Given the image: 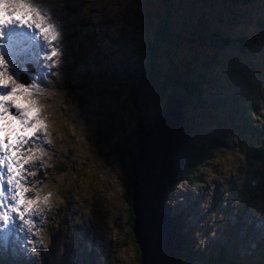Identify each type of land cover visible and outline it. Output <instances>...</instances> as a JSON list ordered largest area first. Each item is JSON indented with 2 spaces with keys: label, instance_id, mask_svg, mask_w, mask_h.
<instances>
[{
  "label": "rangeland",
  "instance_id": "374dc122",
  "mask_svg": "<svg viewBox=\"0 0 264 264\" xmlns=\"http://www.w3.org/2000/svg\"><path fill=\"white\" fill-rule=\"evenodd\" d=\"M158 1H162L164 6H158ZM142 2L144 3V0H138L133 5H129L128 8L145 7ZM233 3V0H199V3L195 0H154V5L144 10V12H148L149 9V14L146 15L150 16L149 19L145 16L130 17L128 12L123 14V18L130 22L129 27L119 19V15L115 17L112 14L113 9L111 8L110 11H102L97 15V19L94 17V12L89 17L86 14L80 15L79 12H76L73 18L84 19L86 22L85 30L89 34L90 42L86 46L88 60L79 61L72 70H67L66 66L74 61L75 51L79 48L81 41L73 33L74 29L66 28L65 22H63L62 42L65 46L63 66L59 71V76L50 85L63 86L61 91L66 93L64 81L68 78L69 83L74 86L71 87L73 89L71 94L76 99L74 100L75 104L79 105V98H84L87 101V104L82 103L84 107L79 109L73 103L71 95L66 93L64 107L61 108V111L69 116L67 117L69 131L79 132L73 141V146L75 151L80 150V153H83L84 157L80 158L79 167L83 166V169L85 167V171L71 175L67 180L66 187L63 185L62 175L53 181L44 178V181L55 193L56 199L62 200L64 196L70 202V221L82 220L89 229L90 224L93 225L100 219H105L103 224L105 236L111 240V243H115V247L114 243L111 247V255L115 260L114 264H138L134 237L131 231L133 222L131 224L128 211L129 203L126 200L129 180L131 179L132 161L128 155L124 156L120 151L113 154L111 152L115 147L126 146L130 139L135 142L133 134L139 120L133 107L135 106L134 96L129 93L128 79L135 78V71H140L144 64V60L141 59L140 46L144 43L145 38L151 37L153 34L152 31H143L141 28L157 26L156 21H152V16L158 19H165L166 17L168 20L166 24L167 26L171 25V31L174 29L178 31L176 37L177 41L180 42V49L182 48L184 51L189 49L190 58L194 60L183 57L176 59L178 63L183 64L185 71L193 77L192 85H194V91L188 101L189 107L185 110L184 115L185 122L187 121L190 125L191 133L183 143H180L179 148H183L188 153L194 145H203L207 147L208 151L210 150L211 154V158L207 162L194 169L195 172H199L197 183H180L177 187L178 191L176 190L170 199V205H167L166 199L165 207L171 214H177L178 217H181L177 219L179 227H181V221L185 225L189 224L188 230L186 227L184 228V233H197V240L193 246L188 241L186 243L191 257V246L195 250L199 249L203 256L210 255L215 260L221 252H225L228 248L238 253L241 261L239 264L252 262L247 256L256 246L253 245V241H250L248 246L244 245L243 233H241L244 229L241 223L238 224V229L234 234L229 230L230 223L236 221L238 210L236 198H230L229 193L225 192V187L231 177L238 176L240 178V175L237 174L239 161L233 155L229 145L236 147L242 140L251 138L256 131L255 124L250 119H242L229 121L227 126L222 123L223 120L219 116V122L215 124L220 125V127L209 132L208 121L204 117L205 110L215 113L220 111L225 114L230 107L224 102L228 95L229 78L224 74L223 85L217 88L215 81L203 73L204 69L205 72L210 70L209 65L203 61V49L205 47L219 50L220 66L216 65L214 69L217 79L220 80L223 71L230 70V79L233 84L239 87L240 94L250 99L253 97L256 103L260 102L264 105V71H259L251 60L244 61L243 56L237 59H226L231 40L235 36L230 35L229 41H221L232 30L229 28L228 32L220 24L231 21V17L234 23L238 22L239 15L233 13L230 14L231 17L229 15V9ZM76 5V0L70 2V6L75 7ZM172 5L175 8H172ZM203 6L207 7V14L202 10ZM217 12H222V15H219V17L223 16L222 21L216 15ZM242 19L243 27L232 29L238 36L249 35L248 49H256L258 45H263L264 10L242 14ZM118 31L120 35L125 37L116 40ZM75 40L77 41L76 45L73 44ZM131 41L132 44L129 48ZM167 43L169 51L176 49L175 42ZM163 47L166 49V43L163 44ZM231 51L232 49L229 50V52ZM249 54L252 53L249 52ZM124 56L129 57L134 62V66L131 63H126ZM194 56L196 57L194 58ZM197 56L198 61H196ZM240 60H243L242 64ZM88 61L90 62L89 65H87ZM167 67L169 66H165V68ZM97 72L100 73L101 79H97ZM197 74L198 78L194 79ZM253 79L258 80V82L253 84ZM95 83H101L99 88L103 95ZM82 85L84 87H81ZM93 89L95 90L92 91ZM146 96L149 94H144V99ZM236 104L239 107L235 106L228 113L229 117L241 113L240 109L243 103ZM87 109L91 110L89 115L85 112ZM97 110L98 112L101 111L103 115L100 116L96 112ZM82 113L88 115L87 121L83 124ZM99 123L101 124L99 130L101 134L98 136L94 134V137H91L88 132ZM200 125L202 129L199 127ZM226 133H228L229 144L223 146L219 137L224 136L225 138ZM89 137L91 141H89ZM93 138L94 143L92 142ZM69 140L72 141L73 137L70 136ZM229 161L233 162V168L228 167ZM59 167L61 165H56L54 168ZM192 171L193 169L189 168L187 175L190 176ZM78 174L79 176L74 178ZM203 174L206 179H203ZM212 181L216 182L212 183ZM98 210L103 213L102 218L98 217ZM91 212H94L96 220L93 214L89 215ZM255 216L260 215L255 213ZM250 218L251 215L246 213L242 220L247 223ZM114 233L115 240L113 241ZM225 238L229 241L227 242ZM87 241L86 247H88ZM247 242L248 240H246ZM58 245L59 243L54 244L50 251L45 247L44 253L50 252L51 255L60 259L58 258L60 252L55 251ZM261 245L264 247L263 241ZM259 251L255 252V255ZM97 264L100 263L97 262ZM193 264H198V261L194 260Z\"/></svg>",
  "mask_w": 264,
  "mask_h": 264
},
{
  "label": "clouds",
  "instance_id": "9594fccd",
  "mask_svg": "<svg viewBox=\"0 0 264 264\" xmlns=\"http://www.w3.org/2000/svg\"><path fill=\"white\" fill-rule=\"evenodd\" d=\"M76 1H77V5H84L88 9L87 17H89V15L92 12H94L95 13L94 17H95V19H97V15H99L102 11H105V10L110 11V8H111V9H113L112 14L115 17H116V15L117 16L119 15V19L121 21H123L124 23L130 24V22L126 21L123 18V14L128 12V14L130 16V11L132 9H129L128 6L133 5V3H130L131 0H126V1L125 0H97L96 2H95V0H90L88 2H87V0H76ZM254 1H260L259 5L260 4L264 5V0H249L246 2V5H249ZM71 3H72V1H71ZM98 4H100V6H98ZM157 5L158 6H164L162 1H160V3L157 2ZM113 7H115V8H113ZM172 8H175V6L172 5ZM135 9H137V8H135ZM243 12H244V10H242V13ZM242 20L243 19L238 20L237 26H234L235 29L243 27ZM85 26H86L85 21L83 18H81L79 20L78 24L76 25V28L73 31V33L80 38L81 42H80L79 48L75 51L74 61L71 64L66 66L67 70H72L74 65L77 64L79 61L85 62L86 60H88V57L86 54V46L90 42V37H89V34L85 30ZM227 26H228V28H231V30H232L230 32V35L235 36V38H233V39L239 40V37H241V36H238V34L232 29L233 28L232 25L229 23V24H227ZM123 32H124V30H123ZM120 37H125V36L120 35L119 31H118L116 33V40H118ZM73 44L76 45L77 41L75 40L73 42ZM131 44H132V41L129 43V48H130ZM145 48H146V44L144 42L140 46L141 55H143V56H145ZM233 48H234L233 45H230L229 50L233 49ZM64 49H65V46L63 43H62V45H59V51H58L57 56L52 57L53 61H56V63L52 64V67L47 68V75L49 77H52L51 78L52 82L59 76V71L63 66ZM229 50H228L227 54L230 53ZM123 58H124V61L126 63H131L134 66V62L131 61L129 59V57L124 56ZM216 60H217V63H215V67H216V65L220 66V62H221L220 58L216 59ZM89 64H90V62L88 61L87 65H89ZM215 67L213 69H211L214 73V77L211 79L215 81L217 88H219V87H221L222 74L220 75L221 76L220 80L217 79V75L214 72ZM228 71L229 70H227L225 72L223 71V73L229 78V81H231ZM203 73H204V75H206L204 70H203ZM96 76H97V79H101L100 73L97 72ZM255 80L256 79H253V81H255ZM90 83H92V82H90ZM90 83H88V84H90ZM95 85L98 88V90L101 92V94L103 95L102 91L99 88L101 83H95ZM71 87H74L73 84L69 83L68 78H66L64 81V88L67 91L66 93L71 95L73 103L75 104L74 100H76V99L74 98V95L71 94V91L73 90ZM81 87H84V86L82 85ZM49 89H50V94L46 98V105L42 106V108L39 109L38 116L36 118H33L32 123H35L37 119L43 121L44 127L41 128V133H43L45 136V134H48L50 132L51 133L54 132V135H52L46 139L50 143L37 145V146L33 147L32 149H30L29 151H25V150L21 149L17 153V155L22 157L23 159H28V157L30 155L32 156V159L29 160V163L24 165V169L26 170V172L29 173L30 170L42 169V168L46 171H49V168L47 166L51 163V162L46 163V166L45 165L42 166V164H39V160L34 158L35 157L34 149L38 150L41 153V155H46L47 153H49V155H48L49 157L47 156L49 160L52 159L53 161H55V163L57 165H62L61 167H59L60 168V174L56 179H58L62 175L63 176V185H64V187H66L67 186V180L71 177V175L76 174L77 172H79V174H80L81 172L85 171V167H84V169H83V166L79 167L80 158H82L84 156H83V153H80V150L75 151V147L73 146V141L79 135V132L69 131V127L67 126V124H68L67 117H69V116L66 113H63L61 111V108L64 107V99H65V95H66V93H63L61 91L63 89V86H59V87L57 86L56 87L53 85H49ZM94 90L95 89H93L92 91H94ZM183 90L186 93V104H187L188 101L190 100V93L187 89V86ZM246 99H247V102L242 105V108L240 109L241 113L239 115H233L231 117L228 116V113L230 111H232V109L235 106L239 107V105H237L232 99H230V100H224L225 104L231 107V108L229 107L226 110L225 114H222L220 111H218L217 113L212 112L211 113V119L210 120L206 119V120L208 121V126L212 123H216L215 119L219 120V116H221V118L223 120L222 123H225L227 126H228L229 121H232V120H239L240 121L242 119L243 120L244 119H250L255 124L256 131L253 133L251 138H247V139H249V141L244 139L241 142H239L236 147H231V145H229V148L233 152V155L239 161V166L237 167V174L240 175L242 173V176L248 180L250 188L248 189V191H245L244 188L242 187L241 179L238 176H235V177H231V179L228 181V184L225 187V192L229 193L228 196L230 198L235 197L237 200V206L236 207H237L238 211L236 214V221L233 223H230V225H229L230 232L234 234V232L238 229V224L241 223V226L244 229L241 231V233H243L242 238L244 239V245L248 246L250 244V241H253V245L256 246V248L254 250H251L247 256V258H249L252 261V262H250V264H258V263L264 264V253H262V251H261L260 254L257 253V255H255V252L259 251L260 248L262 250H264V247H262V245H261L262 241L264 242V234H262V233H264V231L260 230L259 235H253L254 238H252L251 234L250 235L248 234V231H249L248 228L251 227V221H250L251 218L249 219V221L247 223H245L242 220L243 217L245 216V214H242L240 212V210H243L244 212H248L252 207V203L254 204V202H252L251 200H255V198L258 196H259L258 197V199H259L261 196L264 195V189H263V185H264V148L258 147V145L260 143H262V137H263V132H264L263 106H262V103H260V102L256 103L254 101L253 97L251 99L246 97ZM78 101H79V105L75 104V106L78 107L79 109L84 107L82 103L87 104V101L84 98H81V99L79 98ZM160 107L161 106L159 105V108ZM185 107H186V105H185ZM85 112L89 115L91 110L87 109V111H85ZM96 112L98 114H100V116L103 115V113L101 111L98 112V110H97ZM87 114L82 113V124H83V122L87 121V116H88ZM139 114H137L138 120H139ZM184 114H185V108H184ZM252 117H255V118H252ZM87 123L89 124L90 122H87ZM100 126H101V124L99 123L93 130L88 132V134L91 137H94L93 136L94 134L96 136H98L100 134L99 133L100 132L99 131ZM189 126L190 125L186 121L184 124V129L186 127V129L188 130ZM82 127H83V125H82ZM199 127L201 128V125ZM219 127H220V125H217V129ZM137 128H138V126L135 128V131L137 130ZM208 128H209L208 131L210 132L211 131L210 127H208ZM70 136L73 137L72 141L69 140ZM187 137H188V132H185V138H187ZM219 139L221 140L220 141L221 145L224 146V145L229 144L228 143V133L225 134V138H224V136H220ZM89 141H91V138ZM94 141L95 140L93 138L92 142L94 143ZM134 145H135V153L133 151L132 156L130 157L132 162H133V160L136 156V153H137V147H136L135 142H134ZM195 148H202L208 152L207 147H205L203 145H195ZM182 151H184V150H182ZM194 151H196V150H193L192 152H194ZM184 153H186V152L184 151ZM209 153H210V150H209ZM180 154H181V148L178 147L177 156H176V159H177L176 169L174 172V176H173L171 186H170L169 191L167 193V196L165 198V201L167 199V205H170V199L174 196L178 185L182 182L188 183V180H189L187 177V178H183V180L178 182V183L176 182L175 175L177 173V168H179ZM210 158H211V156L209 157V159ZM247 158L253 160L254 163L258 164L260 167V171L258 173L259 186L254 185V179L252 177L250 169L247 166ZM207 161H204V162H207ZM21 162H22V160H21ZM37 165H39V167ZM41 166H42V168H41ZM228 167L229 168L234 167V164L232 161H229ZM130 173H131V179L129 180V183H130V187H131V181L133 179L132 169H131ZM79 174L76 175L74 178H77L79 176ZM186 176H188V175L186 174ZM38 177H40L42 182L37 187L40 188L41 190L46 191V193L43 197V200H45V197L48 198L47 202H46L47 206L56 208V207H60L62 205L70 203L69 201H67L66 197H64V196L62 197V200L56 199L55 194L53 197V194L51 193L53 191L51 190V188H49V186L47 185V182L44 181V178L48 179L49 181H53L56 179L47 177L42 170L38 174ZM189 178H190V176H189ZM203 179H206L204 174H203ZM215 182L216 181H212V183H215ZM128 191H129V188H128ZM165 201H164V205H165ZM131 207L133 208V193H131ZM165 209L168 212V214L170 215V217L173 219V221L175 222L176 231H178L181 234V236L183 237V246H182V250H181V253L179 256V264H180V260L182 258L183 253H184V249L186 250L187 241L193 246L195 244V241L197 240V236H196L197 233H195V232H193V233L185 232L184 233V230H185L184 228L186 227L188 230L189 224L187 223L185 225L184 222L181 221L180 222L181 227H179V223H178L177 219L181 218V217H178L177 214L176 215L171 214L166 207H165ZM128 211H130V208ZM256 214H259V213L256 212ZM98 215H99L98 216L99 218H102L104 216L100 210H98ZM129 216H130V212H129ZM95 220H96V218H95ZM104 221H105V219H100L99 222H96L97 225L93 224V226H90L89 229L87 228V236H88V238H90V240H88L87 250L84 253H82L80 255V257H78L75 261L68 262V263H64L62 260H60L59 262H57V264H97V262H99L100 264H107V263L114 264L115 260L112 258V255H111L112 254L111 247H112L114 242L111 243V240L107 239L105 236V229L103 228ZM51 228L53 231L57 232V228L55 226H52ZM131 231L133 233V225L131 226ZM194 235H195V237H194ZM114 236H115V233L112 236L113 241L115 240ZM132 236L134 237V235H132ZM225 239L227 242L229 241L227 238H225ZM246 240H248L247 243H246ZM134 242H135L134 245H135V249H136L138 244L135 240V237H134ZM14 246H15L14 243L10 244V251H8V249L5 248L6 256L4 254V250L2 251V249L0 247V264H7L9 258L11 257V254L13 252ZM192 246H191L192 257H191V260H189L188 264H193L194 260H197L198 264H203L202 259L206 260V259L214 258L210 255L203 256L202 253L199 251V249L195 250L194 247H192ZM114 247H115V243H114ZM136 256H137L138 264H142L141 251H140L139 246H138V250L136 251ZM222 257H224V258H222ZM37 258H38V256H37ZM217 259L220 262L218 264H221V263L222 264H239L241 262L238 253H236L233 249H228V248L226 249L225 252L224 251L221 252V254L217 257ZM222 261H224V263ZM18 264H29V263L27 261H24L23 259H21L19 257V263ZM40 264H43V263H40Z\"/></svg>",
  "mask_w": 264,
  "mask_h": 264
},
{
  "label": "snow or ice",
  "instance_id": "6c2138e0",
  "mask_svg": "<svg viewBox=\"0 0 264 264\" xmlns=\"http://www.w3.org/2000/svg\"><path fill=\"white\" fill-rule=\"evenodd\" d=\"M19 7L22 11L9 12L3 0H0V77L8 71L7 66L10 64L18 79L20 72L17 69V60L25 57V65L32 63L33 47L37 44L41 45V52L37 54L39 60L46 66L49 61L56 63L52 57H56L59 51L57 41L60 32L57 20L45 16L41 11L43 8L51 12L47 0H32L27 4L21 0ZM33 14L42 22L47 19V26L34 23ZM33 28L38 31H32ZM46 33L49 36L43 35ZM24 71L27 72L26 67ZM11 80V76L7 79L0 78V209H3L0 212V229H23L30 223L34 224L33 217L39 218L43 209L35 207L37 200L25 199L27 189L21 184V180L31 183L30 178L24 174V165L29 163L32 156L23 159L17 153L21 149L29 151L37 145L50 142L41 133L43 121L37 119L32 123L33 118L38 116L39 109L23 102L22 96L18 95H33L30 87L23 84L9 87ZM47 199L45 197V202ZM17 221L20 223L17 224Z\"/></svg>",
  "mask_w": 264,
  "mask_h": 264
},
{
  "label": "water",
  "instance_id": "95a60500",
  "mask_svg": "<svg viewBox=\"0 0 264 264\" xmlns=\"http://www.w3.org/2000/svg\"><path fill=\"white\" fill-rule=\"evenodd\" d=\"M185 101L184 90L171 87L160 108L144 107L139 114L131 188L133 235L142 264H179L183 237L176 231L164 201L176 169L177 150L185 136L181 116Z\"/></svg>",
  "mask_w": 264,
  "mask_h": 264
},
{
  "label": "trees",
  "instance_id": "16d2710c",
  "mask_svg": "<svg viewBox=\"0 0 264 264\" xmlns=\"http://www.w3.org/2000/svg\"><path fill=\"white\" fill-rule=\"evenodd\" d=\"M97 0H95L96 2ZM138 0H131L130 3H136ZM197 3H199V0H195ZM228 1V0H225ZM234 3L232 4L231 8L229 9V15L231 13L239 15V20L242 19V11H241V3H245L249 0H233ZM154 0H144V5L145 7H137V9H132L130 11V17L131 16H145L146 18L149 19L150 16H146L149 14V9L148 12H144V10L151 6L154 5ZM237 5V7H234ZM206 6L202 7V10L205 11L204 13L207 14L206 12L207 9ZM215 12V11H214ZM221 13V14H219ZM172 16V13H170ZM216 15L219 17V15H222V12H217ZM173 17V16H172ZM231 17V15H230ZM152 21H156L157 26H145L144 28H141L143 31L150 30L152 31V36L145 38V56L142 55V60H144V64L142 65V68L140 71H135V78L128 79V87H129V93L134 96L135 100V112L138 114L144 107H150L152 109H157L159 108V105L161 106L163 104V100L168 92V90L171 87H179L181 89H185L187 86V89L191 94L194 91V85L192 82V76H190L184 69L183 64L178 63L176 59L178 57H183L189 60H192L190 58V52L189 49L184 51L182 48L180 49L181 45L179 41H177L176 33L178 32L177 30L174 29V31H171V25L167 26L168 20L165 19H158L154 16L151 17ZM223 16L219 17V20H223ZM160 21L161 23H159ZM149 23V20L147 21ZM231 24L232 26H237V22L234 23L232 21L224 22L221 23L220 25L224 27V30L229 32V28L227 24ZM129 27V23H125ZM230 32L228 33V36L225 38H222V40H230ZM170 37V39H168ZM249 35L241 36L239 37V40L232 39L231 40V45H233L234 49L238 52V57L243 56L244 61L249 59H253L256 54H258L262 60H264V55L255 53L254 49H248L247 44H249L248 41ZM167 42H175V50L174 51H169L167 48ZM166 43V49L163 47V44ZM179 47V49H178ZM251 52L252 54H249ZM204 57L203 61L209 65V61L217 63L216 59H219V50H215L212 48L205 47L203 49ZM189 56H187V55ZM253 55V56H252ZM196 56H194L195 58ZM227 59H230L229 54H227ZM194 61V60H192ZM198 61V56L197 60ZM165 66H169L165 68ZM224 73H222L221 77V86L223 85L224 82ZM198 78L195 77L194 79ZM144 94H149V96H146V99H144ZM225 100H230L229 96L227 95L225 97ZM189 107V103L186 104L185 110ZM194 107V106H193ZM211 113L212 111H207L205 110V118L207 120L211 119ZM185 115V114H184ZM216 122H219L218 119H215ZM210 130H216L217 125L215 123H212L209 125ZM190 126L188 127V135L191 133L189 130ZM101 134V132H99ZM115 145V144H114ZM195 145L193 149L188 152L184 153L183 148L181 149V154H180V163H179V168H177V173L175 175L176 177V182H180L183 180V178H187L189 176H186L187 172L189 171V168L193 169V173H190V178H188V184H196L198 177H199V172H195V168L198 165L203 164L204 161H207L210 157L209 151L207 152L206 150L202 148H195ZM193 150H196L192 152ZM122 152L123 155H128L129 157L132 156V153L134 151L135 153V145L132 140L127 143L126 146L123 147H115L113 148L112 153H119ZM62 166V165H61ZM197 174V176H196ZM131 193H133V190L130 187L129 183V191L126 194V200L129 203V208H130V220L131 224L133 222V208L131 207ZM138 250V246L136 248V251ZM189 260H191V253L186 247V250L184 249V253L182 255V258L180 260V264H188ZM216 260H218L216 258ZM215 258H210L203 260V264H218L220 263L219 261H216ZM224 263V261H222Z\"/></svg>",
  "mask_w": 264,
  "mask_h": 264
},
{
  "label": "bare ground",
  "instance_id": "6f19581e",
  "mask_svg": "<svg viewBox=\"0 0 264 264\" xmlns=\"http://www.w3.org/2000/svg\"><path fill=\"white\" fill-rule=\"evenodd\" d=\"M185 105H186V101H185V104H184V106L182 107V111H181V116H182V118H183V120H184V124H185V118H184V108H185ZM185 132H187V129H186V127H185ZM185 136H184V138L182 139V142L181 143H183L184 141H185Z\"/></svg>",
  "mask_w": 264,
  "mask_h": 264
}]
</instances>
